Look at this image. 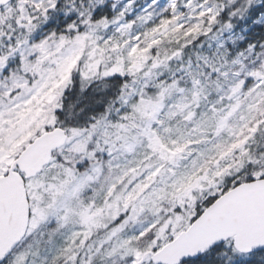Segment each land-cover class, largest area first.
<instances>
[{
	"label": "snow or ice",
	"instance_id": "obj_1",
	"mask_svg": "<svg viewBox=\"0 0 264 264\" xmlns=\"http://www.w3.org/2000/svg\"><path fill=\"white\" fill-rule=\"evenodd\" d=\"M0 264H264V0H0Z\"/></svg>",
	"mask_w": 264,
	"mask_h": 264
}]
</instances>
